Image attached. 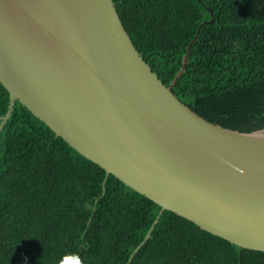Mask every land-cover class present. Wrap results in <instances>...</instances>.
I'll use <instances>...</instances> for the list:
<instances>
[{
	"label": "trees",
	"instance_id": "16d2710c",
	"mask_svg": "<svg viewBox=\"0 0 264 264\" xmlns=\"http://www.w3.org/2000/svg\"><path fill=\"white\" fill-rule=\"evenodd\" d=\"M143 60L193 112L264 131V0H113ZM9 93L0 83V118ZM87 160L19 102L0 134V264H264ZM159 217L157 223L154 222ZM151 236L144 242L147 234Z\"/></svg>",
	"mask_w": 264,
	"mask_h": 264
},
{
	"label": "water",
	"instance_id": "95a60500",
	"mask_svg": "<svg viewBox=\"0 0 264 264\" xmlns=\"http://www.w3.org/2000/svg\"><path fill=\"white\" fill-rule=\"evenodd\" d=\"M186 65L187 56L166 86L113 0H0L9 93L0 134L19 102L107 177L160 206L159 217L169 211L264 252V131L224 128L182 103L172 89Z\"/></svg>",
	"mask_w": 264,
	"mask_h": 264
},
{
	"label": "clouds",
	"instance_id": "9594fccd",
	"mask_svg": "<svg viewBox=\"0 0 264 264\" xmlns=\"http://www.w3.org/2000/svg\"><path fill=\"white\" fill-rule=\"evenodd\" d=\"M76 256V259H77V264H83V260L82 258L79 256V254H73ZM61 264H63V262H61Z\"/></svg>",
	"mask_w": 264,
	"mask_h": 264
}]
</instances>
